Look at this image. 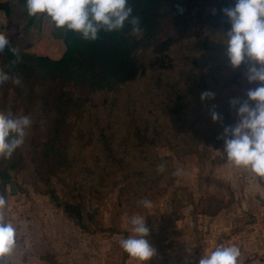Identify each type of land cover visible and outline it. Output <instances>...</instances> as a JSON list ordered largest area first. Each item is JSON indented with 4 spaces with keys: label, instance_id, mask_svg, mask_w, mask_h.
<instances>
[{
    "label": "rangeland",
    "instance_id": "rangeland-1",
    "mask_svg": "<svg viewBox=\"0 0 264 264\" xmlns=\"http://www.w3.org/2000/svg\"><path fill=\"white\" fill-rule=\"evenodd\" d=\"M197 2L200 9L206 6V13H215L216 0ZM0 3H8L11 10L9 18L0 12V34L10 43L31 54L62 57L65 46L52 38L54 29L46 16H28L24 0ZM225 32L207 26L205 41L183 38L170 57L180 69L181 63L195 61L207 74L213 65L230 67ZM173 34L178 35L174 30ZM180 69H149L115 92L90 96L68 121L67 143L70 156L76 158L73 168L68 175L51 178L50 188L27 161L14 182L0 183V196L6 201L0 207V221L16 227L15 248L2 257L4 264H139L124 253L120 241L132 234L130 220L144 217L147 240L155 250L147 264H197L217 245L236 246L237 264H264V179L229 164L223 146L202 145L220 121L213 122L194 100L196 96L201 100L206 90L202 82L190 80ZM245 71L242 64L218 75V83L206 81L212 103L226 102L235 122L230 101L245 100L247 91L257 86L247 82ZM14 87L22 89L20 84L8 89L0 83V109L5 116L31 117L32 127L21 147L29 159L30 140L43 139L48 120L41 110L43 101L29 105ZM161 135L178 145L180 157L159 140ZM150 140L158 142L141 148L140 143ZM188 149H196V154H183ZM94 157L101 161L98 168L91 165ZM165 157L170 163L158 162ZM110 160H121L124 172L112 168ZM113 171L118 173L115 178ZM49 189L68 209L50 203ZM142 199L151 206L144 208Z\"/></svg>",
    "mask_w": 264,
    "mask_h": 264
},
{
    "label": "trees",
    "instance_id": "trees-1",
    "mask_svg": "<svg viewBox=\"0 0 264 264\" xmlns=\"http://www.w3.org/2000/svg\"><path fill=\"white\" fill-rule=\"evenodd\" d=\"M129 5L133 8V15L140 18L142 34L139 36L133 35L131 27L126 24L119 32L102 31L96 41L89 42L81 39L79 34L57 29L52 24V38L62 41L65 46L61 58L51 59L31 54L17 49L10 42L5 50L0 51V72L8 77L2 84L8 89L14 83L20 84L22 89L14 87L13 91L16 90L19 97L25 99L29 105L37 100L43 101L41 110L48 120L43 139L36 142L37 136H34L30 140L32 155L29 159H26L21 148L9 158L0 157L1 186L14 182L26 161L35 167L36 175L42 176L40 179L49 188L51 178L68 175L76 161V158L70 156V145L67 143L71 135L68 121L88 102V98L98 93L115 92L145 76L149 69L178 72L179 64L170 57L172 48L183 38L205 41L207 26L227 31L230 25L222 10L234 6V1L216 0L214 14L212 10L206 13L205 5L200 9L197 0H129ZM0 12L9 18V4L0 3ZM173 30L177 36L173 34ZM13 53L19 55V60L14 58ZM181 66L180 70H185L190 80L198 84L202 82L203 89L206 90L209 86L206 81L209 78L218 83V75L231 70L228 65L218 64L210 67L211 73L207 74L203 69H198L195 61L181 63ZM243 70L244 67L241 71ZM194 100L205 110L204 114L211 115L216 112L220 116L219 127L210 135V139L202 141V145H212L215 148L223 146V128L235 124L229 106L221 99L213 103L212 99H206L205 106H202L200 97L196 96ZM179 102L181 99H178V108L182 107ZM0 114L4 115L1 109ZM135 135L138 140L142 139L139 132ZM159 140L167 147L170 146L176 157H180L176 143L162 135ZM157 142L150 140L147 144L140 143V146L154 147ZM183 154H196V149L184 150ZM100 162L99 157H94L91 165L98 168ZM108 162L112 168L118 166L120 173L124 172L121 170V160ZM158 162L170 163V159L160 158ZM44 174L47 176L44 177ZM117 175L113 171L112 178ZM48 196L55 208L68 209L67 204L61 202L53 189H49ZM1 259L4 264V259Z\"/></svg>",
    "mask_w": 264,
    "mask_h": 264
},
{
    "label": "clouds",
    "instance_id": "clouds-1",
    "mask_svg": "<svg viewBox=\"0 0 264 264\" xmlns=\"http://www.w3.org/2000/svg\"><path fill=\"white\" fill-rule=\"evenodd\" d=\"M24 5L28 16L44 15L57 29L79 34L84 41H96L102 31L119 32L126 24L133 35L142 34L140 18L133 15L129 0H24ZM222 14L230 25L223 43L228 63L233 70L245 64L247 82L257 85L247 91L245 100L230 101L236 122L223 128V152L233 167L249 170L264 179V0H235L234 6L223 9ZM8 44V38L0 34V51ZM13 56L19 60L18 54ZM7 79L0 72V83ZM213 98L212 93L201 94V101ZM211 119L216 122L220 116L213 112ZM31 127L32 119L28 115L0 114V157L9 158L21 148ZM139 203L144 208L151 206L146 199ZM5 205L4 197L0 196V207ZM130 224L132 234L122 239L120 246L128 257L147 264L155 250L147 240L149 228L145 217L132 218ZM15 244L16 227L11 222L0 221V258L11 254ZM239 256L236 246L217 245L199 257L197 264H237Z\"/></svg>",
    "mask_w": 264,
    "mask_h": 264
}]
</instances>
